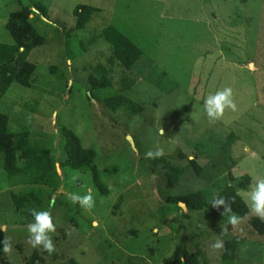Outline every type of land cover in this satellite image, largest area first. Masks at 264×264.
I'll return each instance as SVG.
<instances>
[{"label": "rangeland", "instance_id": "obj_1", "mask_svg": "<svg viewBox=\"0 0 264 264\" xmlns=\"http://www.w3.org/2000/svg\"><path fill=\"white\" fill-rule=\"evenodd\" d=\"M77 4L96 8L80 29L71 14ZM18 5L30 9L43 41L27 55L35 65L29 85L11 82L0 113L11 132L25 130L28 141L49 150L52 169L30 184L0 168V241H12L9 253L0 244V264H161L176 244L199 251L201 264H220L221 250L211 245L231 236L241 239L234 264H264V235L249 225L246 202L250 185L264 177V0H0V42H11L4 20ZM109 24L140 48L132 68L108 60L110 45L98 34ZM100 75L109 86L91 88ZM226 86L236 110L210 121L204 99ZM118 93L142 109L107 108L103 98ZM62 126L94 150L105 194L87 170L60 166ZM156 148L161 157L145 158ZM220 154L233 160L229 174L213 166ZM228 188L248 212L222 232L228 214L211 203ZM196 189L204 198L199 209L173 200ZM88 191L91 210L66 197ZM33 208L48 210L56 226L51 255L27 243Z\"/></svg>", "mask_w": 264, "mask_h": 264}, {"label": "trees", "instance_id": "obj_2", "mask_svg": "<svg viewBox=\"0 0 264 264\" xmlns=\"http://www.w3.org/2000/svg\"><path fill=\"white\" fill-rule=\"evenodd\" d=\"M239 1L244 2L245 0ZM36 9L41 15L45 14V8L39 6L38 3ZM95 10L94 6L88 4L75 5L71 10V14L75 18L74 28H83ZM29 13L28 7L18 5L6 16L4 28L9 33L11 42H0V98L11 82L28 86L29 77L35 68V65L27 59V55L33 47L40 45L43 39L30 23ZM98 36L110 45L111 56L108 60H115L124 69L132 68L142 56L140 48L113 25L109 24L103 27ZM93 39L94 37L91 38V40ZM96 70L98 72L105 71L101 65H98ZM109 84V79L104 75L92 77L90 81L93 89L105 88ZM103 102L111 110L124 109L129 113H135L142 109L140 104L121 93L106 96L103 98ZM59 135L62 141L60 166L72 170H87L91 175L94 187L99 193L105 194L106 188L100 182L97 170L92 163L95 156L94 150L82 146L75 133L65 126L60 128ZM230 136L231 139H227L226 144L235 138L232 133ZM223 148L220 146V150ZM0 153L2 171L8 176L22 177L25 183L36 184L44 181L52 169L49 150L43 146H35L28 141L25 130L11 132L7 127V116L4 113H0ZM16 160H21L22 164L16 165ZM189 163L195 174L198 175L199 166L193 159H190ZM213 164L215 170L221 169L220 166H222L223 170L229 174L228 169L233 165V160L228 154L223 156L220 154ZM246 180L247 177L244 176V180L240 182L243 189L246 188ZM223 197L229 202L232 212L239 216L247 214L248 209L244 201L232 188L226 189ZM173 200L181 202L187 210L199 209L204 204L201 191L197 189L174 197ZM249 225L258 234L264 235V220L253 215L249 218ZM240 242L241 239L236 236H231L223 241L224 248L220 254V264H234L236 249ZM199 256V251H189L183 244H176L171 253L161 259V264H201Z\"/></svg>", "mask_w": 264, "mask_h": 264}, {"label": "clouds", "instance_id": "obj_3", "mask_svg": "<svg viewBox=\"0 0 264 264\" xmlns=\"http://www.w3.org/2000/svg\"><path fill=\"white\" fill-rule=\"evenodd\" d=\"M204 112L210 121H216L223 117L226 109L236 110V104L233 99V89L231 87H223L214 93L208 94L204 99ZM161 129V135H163ZM162 148H156L154 151L149 150L145 153V158L154 159L163 155ZM75 179V177H74ZM67 199L72 204H78L81 208L91 210L94 207L95 200L91 191L86 194L67 193ZM246 202L249 211L261 220H264V177L254 180L246 193ZM213 208H223L222 216L228 214L227 224L222 226L221 231L224 232L227 226H236L241 222V217L232 212L229 202L223 196H217L211 203ZM32 221L27 224V243L32 248H40L49 255L56 251L55 243L52 239V233H55L56 226L53 223L51 213L48 210L30 209ZM2 230V229H0ZM0 244L3 245L4 253L12 250V241L10 237H4ZM211 247L215 250H223V241L217 239Z\"/></svg>", "mask_w": 264, "mask_h": 264}, {"label": "crops", "instance_id": "obj_4", "mask_svg": "<svg viewBox=\"0 0 264 264\" xmlns=\"http://www.w3.org/2000/svg\"><path fill=\"white\" fill-rule=\"evenodd\" d=\"M6 20V19H5ZM5 20H4V22H5Z\"/></svg>", "mask_w": 264, "mask_h": 264}]
</instances>
